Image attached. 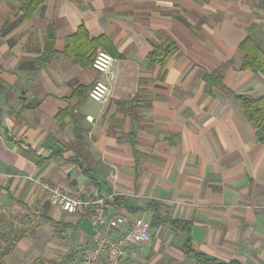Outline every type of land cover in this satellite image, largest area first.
Listing matches in <instances>:
<instances>
[{
  "label": "crops",
  "instance_id": "0c3cea01",
  "mask_svg": "<svg viewBox=\"0 0 264 264\" xmlns=\"http://www.w3.org/2000/svg\"><path fill=\"white\" fill-rule=\"evenodd\" d=\"M27 1L0 0V264H33L48 251L34 237L48 229L76 239L65 252L93 240V220L56 208L41 181L107 197L109 213L130 218L150 220L155 200L190 223L195 251L264 264V142L233 97L264 94V75L239 68L238 48L249 36L264 52V0H38L26 16ZM165 40L176 51L150 64ZM97 50L116 58L108 78L91 67ZM216 69L222 85L207 88L203 76ZM96 79L109 85L103 103L88 97ZM76 132L89 174L73 160ZM187 237L163 223L127 256L195 264Z\"/></svg>",
  "mask_w": 264,
  "mask_h": 264
},
{
  "label": "built area",
  "instance_id": "2783aa9c",
  "mask_svg": "<svg viewBox=\"0 0 264 264\" xmlns=\"http://www.w3.org/2000/svg\"><path fill=\"white\" fill-rule=\"evenodd\" d=\"M116 58L104 50H97L91 60V67L107 78L113 74L112 66ZM109 94V85L103 79H96L88 90V97L96 102H105ZM85 119L91 121L92 115ZM40 188L45 198L59 210L75 215H85L93 220V240L90 245L84 244L81 252L64 264H141L127 256L129 246L144 242L152 227L150 220L130 218L126 214L109 213L105 202L107 197L81 198L70 196L58 185L41 181ZM126 226V229H124ZM20 229L22 223H14ZM3 228L0 226V244ZM114 231V233H113Z\"/></svg>",
  "mask_w": 264,
  "mask_h": 264
},
{
  "label": "trees",
  "instance_id": "16d2710c",
  "mask_svg": "<svg viewBox=\"0 0 264 264\" xmlns=\"http://www.w3.org/2000/svg\"><path fill=\"white\" fill-rule=\"evenodd\" d=\"M38 3V0H28L23 4L24 13L28 16L33 8ZM239 50L242 52V56L240 59L239 68L240 69H250L254 72H260L264 75V52L257 46V44L247 36L245 39L241 41L238 46ZM176 51V45L171 40H165L163 44L155 47L149 53V61L150 64H164L167 59ZM204 79L207 85V88L214 84V85H222V72L220 69H216L211 73H205ZM77 92V91H76ZM234 99L239 101L241 104L243 115L253 123L255 127V134L264 142V94L253 98L246 95H233ZM73 114V107H67L64 110H59L57 113V119L61 121V119L65 115H72ZM80 143L83 145V152L80 153ZM69 146V145H68ZM71 148L75 153L73 160L79 164V166L83 169L84 172L88 173L91 170L90 163H89V155L87 151V147L85 143L82 142V138L78 132H76V141L71 144ZM115 204V202H114ZM149 209L151 210V218L150 223L151 227H158L163 223L171 224L175 229H180L181 231L187 234V239L183 244V252L185 257L191 258L195 264H239L235 261L230 262H218L217 260L210 258L203 253L195 251L190 244L189 238V229L190 223L189 222H181L177 219L170 218L167 214L161 213V205L159 202L155 200H150ZM70 227V226H69ZM26 231L19 230L18 232L14 233V236L11 240L9 248H11L19 238L24 236ZM56 237L62 239V237L58 234H55ZM90 245V244H86ZM82 246L77 247L75 249L67 250L59 260L50 258V259H43V258H36L33 264H64L69 259L73 258L76 254L81 252Z\"/></svg>",
  "mask_w": 264,
  "mask_h": 264
},
{
  "label": "rangeland",
  "instance_id": "374dc122",
  "mask_svg": "<svg viewBox=\"0 0 264 264\" xmlns=\"http://www.w3.org/2000/svg\"><path fill=\"white\" fill-rule=\"evenodd\" d=\"M48 230L49 231H46V232H43L42 231L40 233V235H38V238L37 239L34 237V243L35 244H36V242H37L38 245H39V243H41L42 246H45V250H48L47 252L41 253V255L39 257L40 258H43V259L53 258V259L59 260L60 257L64 254V252H65L68 244L75 243V240L76 239L75 238L73 239L72 235L71 234H68L65 237V241L63 242L62 239H59L58 237L52 236L51 235V232H50V229H48ZM46 235H49V237H48L49 239H46L47 238ZM44 236H46V237L44 238ZM54 242H57L58 244H54ZM67 242H68V244H67ZM81 243L84 244V239L81 240ZM58 246L59 247L62 246V247H64V249H62V248L61 249H58ZM28 264H32V262L29 260V263Z\"/></svg>",
  "mask_w": 264,
  "mask_h": 264
}]
</instances>
